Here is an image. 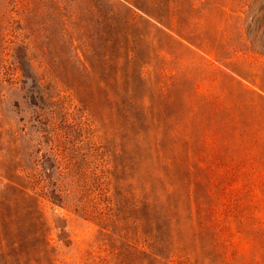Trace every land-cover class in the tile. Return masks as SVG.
<instances>
[{
  "label": "rangeland",
  "instance_id": "1",
  "mask_svg": "<svg viewBox=\"0 0 264 264\" xmlns=\"http://www.w3.org/2000/svg\"><path fill=\"white\" fill-rule=\"evenodd\" d=\"M0 264H264V0H0Z\"/></svg>",
  "mask_w": 264,
  "mask_h": 264
},
{
  "label": "trees",
  "instance_id": "2",
  "mask_svg": "<svg viewBox=\"0 0 264 264\" xmlns=\"http://www.w3.org/2000/svg\"><path fill=\"white\" fill-rule=\"evenodd\" d=\"M26 189L28 188V187H25ZM26 189H25V191H26ZM9 255V254H8Z\"/></svg>",
  "mask_w": 264,
  "mask_h": 264
}]
</instances>
